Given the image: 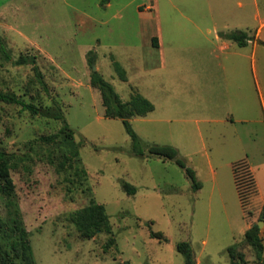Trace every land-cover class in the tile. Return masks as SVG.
<instances>
[{"label": "rangeland", "instance_id": "1", "mask_svg": "<svg viewBox=\"0 0 264 264\" xmlns=\"http://www.w3.org/2000/svg\"><path fill=\"white\" fill-rule=\"evenodd\" d=\"M237 1L0 0V36L12 55L0 50V90L41 106L58 103L81 143L75 168L86 170L59 171L67 147L41 140L58 132L61 120L0 101V148L16 154L13 199L37 264H187L181 241L191 244L194 264H230L227 248L236 244L246 264H256L244 232L264 216V0ZM237 29L252 42L239 46L221 35ZM155 35L162 51L152 44ZM22 54L36 56L48 90L32 64L14 63ZM94 67L122 100L134 87L154 103L146 116L130 119L143 155L134 153L122 119L105 116L90 83ZM154 144L176 147L201 187L176 161L149 156ZM240 160L257 190L245 208L232 170ZM94 201L105 205L116 239L107 251L109 234L82 239L69 218ZM10 208L0 193L5 247L13 239ZM261 230L264 237V224Z\"/></svg>", "mask_w": 264, "mask_h": 264}, {"label": "trees", "instance_id": "2", "mask_svg": "<svg viewBox=\"0 0 264 264\" xmlns=\"http://www.w3.org/2000/svg\"><path fill=\"white\" fill-rule=\"evenodd\" d=\"M102 1L109 2L110 0ZM221 35L225 39L236 42L239 46H246L249 41L252 40V37L244 30L222 32ZM153 42L156 45L157 39L154 38ZM0 50L6 59H12V55L9 53L6 43L1 36ZM88 62L92 67L95 62L93 52L92 54L90 52ZM14 63L18 65L32 64L35 75L39 79L38 81L43 85L45 90H48V86L44 81L43 72L37 63L35 55L31 56L29 54H22L14 61ZM115 65L119 70L121 79L126 80L127 76L125 71L117 62H115ZM90 83L101 93L102 103L105 108V116L122 119L126 131L131 138L134 153L137 155H143L145 151L141 145V138L132 127L130 119L134 116H146L150 111L155 109L154 103L137 89H134V87L132 88L130 100H122L112 84L104 78L98 69L91 70ZM0 101L9 104H19L23 109L28 110L33 115L61 120L62 126L59 131L54 134L44 135L41 137V140L53 144L61 143L67 147L68 152L64 153L62 160L57 164L59 171L66 170L67 168L79 167L77 162L81 163L79 156L81 143H78L75 140L74 130L66 120L64 112L58 103H54V106H41L33 102L24 101L14 92H4L1 90ZM148 155L176 161L177 164L185 169L188 178L192 181L193 187L195 189L201 187V182L198 180L195 170L187 166L185 161L180 157L179 151L176 147L167 144H154L149 147ZM16 163V154L9 152L4 148H0V193L6 196L8 206L12 208V210L10 208V211H13L15 215L14 217H11V224L7 225V229L13 234V239L11 240L9 247H5L0 242V264H37L29 231L23 224L21 212L13 199L15 183L11 171ZM80 167L79 170L75 168L76 171H79L85 176V168L82 166ZM232 170L238 188L239 197L245 208L248 204L249 198L257 191L253 171L246 160L234 162L232 164ZM122 185L129 194H135L137 191V187L130 182L123 181ZM263 214L264 208L262 215ZM69 218L75 224L82 239H91L97 234L104 232L109 234L104 246L105 250L107 251L116 245V239L113 234L110 218L106 212L104 204L94 201L71 212ZM3 225H5V222L0 220V227ZM151 235L159 238L164 236V234L154 231L151 232ZM244 242L253 249L255 263L264 264V238L258 223H254L244 232ZM177 249L184 255L187 264L195 263L194 253L191 244L188 241L179 242L177 244ZM227 252L230 256V264H246L249 262L245 257V254L238 250L237 244L229 246Z\"/></svg>", "mask_w": 264, "mask_h": 264}, {"label": "crops", "instance_id": "3", "mask_svg": "<svg viewBox=\"0 0 264 264\" xmlns=\"http://www.w3.org/2000/svg\"><path fill=\"white\" fill-rule=\"evenodd\" d=\"M107 3H110V1L107 2ZM237 3H238L240 6H242V1H241V0H238ZM154 4H156V0H155V3H154ZM153 6H154V5H153ZM145 7H146V5L143 4V3L140 4V5H138V9H140V10H144V9H146ZM151 9H152V8H151ZM181 18H182L183 20L186 19V23H194V25H195L196 28L201 29V25H200L199 23H197L196 21L192 20V18H190V17H188V16H185V15H183ZM237 30H238V29H237ZM229 32H230V31H229ZM246 32H247V31H246ZM259 32H261V28H258V31H257V32L255 33V35H254L255 38H257V34H259ZM247 33H248V32H247ZM248 34H249V33H248ZM249 36L252 37V35H250V34H249ZM154 38L157 39V44H156V45H155L154 42H153ZM151 40H152V44H153V46H155L156 49H161V44H162L161 40H162V39H161L158 35L152 36ZM255 41H256V40H255ZM255 41H254V44H256ZM250 42H252V41L250 40L249 43H250ZM249 43H248V44H249ZM161 51H162V49H161ZM147 98H148V97H147ZM262 236H263V235H262ZM263 238H264V237H263Z\"/></svg>", "mask_w": 264, "mask_h": 264}, {"label": "water", "instance_id": "4", "mask_svg": "<svg viewBox=\"0 0 264 264\" xmlns=\"http://www.w3.org/2000/svg\"><path fill=\"white\" fill-rule=\"evenodd\" d=\"M94 70H96V67H94ZM263 224H264V216H263L262 220L260 221V223H258V225L261 228Z\"/></svg>", "mask_w": 264, "mask_h": 264}]
</instances>
